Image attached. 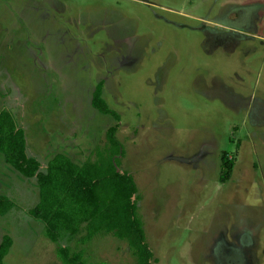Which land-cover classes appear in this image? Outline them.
<instances>
[{
  "label": "rangeland",
  "instance_id": "1",
  "mask_svg": "<svg viewBox=\"0 0 264 264\" xmlns=\"http://www.w3.org/2000/svg\"><path fill=\"white\" fill-rule=\"evenodd\" d=\"M99 80L119 120L92 106ZM1 107L42 170L57 151L95 159L118 123L151 264H264V0H0ZM0 193L14 202L0 264H64L28 213L36 177L1 152ZM101 231L66 242L85 260L135 263Z\"/></svg>",
  "mask_w": 264,
  "mask_h": 264
},
{
  "label": "trees",
  "instance_id": "2",
  "mask_svg": "<svg viewBox=\"0 0 264 264\" xmlns=\"http://www.w3.org/2000/svg\"><path fill=\"white\" fill-rule=\"evenodd\" d=\"M91 104L119 120L118 112L102 96V80L93 88ZM117 127L118 123H114L106 128V142L97 148L95 159L78 163L57 151L42 170L40 160L28 154L24 128L12 110L0 108V152L23 176L36 177L38 199L28 213L41 222L44 234L56 243V254L64 264H111L105 260H85L82 248L72 250L66 242L83 231L79 240L85 243L100 230L125 239L135 258L134 264H151L155 260L137 212L135 179L130 172L119 168L123 149L116 136ZM232 165L231 159L223 154L221 180L230 176ZM13 205L12 199L0 193V214H5ZM11 244V235L3 233L0 262Z\"/></svg>",
  "mask_w": 264,
  "mask_h": 264
},
{
  "label": "flooded vegetation",
  "instance_id": "3",
  "mask_svg": "<svg viewBox=\"0 0 264 264\" xmlns=\"http://www.w3.org/2000/svg\"><path fill=\"white\" fill-rule=\"evenodd\" d=\"M236 15H238V13H236ZM259 15V14H258ZM240 20H242V18H240L239 19V21ZM243 21V20H242ZM208 24H212V23H208ZM221 27H223V28H226L225 26H221ZM245 242H246V240H245ZM255 255H256V251H255ZM236 260H238V259H236ZM220 260H218V262H219ZM237 262V264H244L243 263V258L242 259H239V261H236Z\"/></svg>",
  "mask_w": 264,
  "mask_h": 264
}]
</instances>
